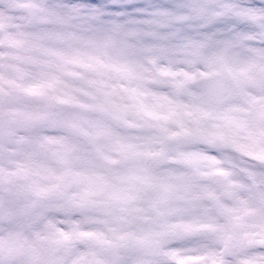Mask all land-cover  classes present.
<instances>
[{
    "label": "snow or ice",
    "instance_id": "1",
    "mask_svg": "<svg viewBox=\"0 0 264 264\" xmlns=\"http://www.w3.org/2000/svg\"><path fill=\"white\" fill-rule=\"evenodd\" d=\"M0 264H264V0H0Z\"/></svg>",
    "mask_w": 264,
    "mask_h": 264
}]
</instances>
